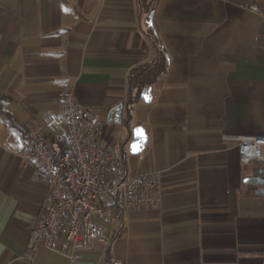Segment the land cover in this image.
<instances>
[{
    "label": "crops",
    "instance_id": "obj_1",
    "mask_svg": "<svg viewBox=\"0 0 264 264\" xmlns=\"http://www.w3.org/2000/svg\"><path fill=\"white\" fill-rule=\"evenodd\" d=\"M249 5L264 0H158L149 24L141 0H0V264H264V196L243 183L237 140L264 136V19ZM156 43L165 72L129 103ZM68 91L127 174L161 172V201L109 205L94 218L105 240L73 261L43 247L26 257L48 184L17 154ZM118 104L144 128L139 153L106 121Z\"/></svg>",
    "mask_w": 264,
    "mask_h": 264
},
{
    "label": "built area",
    "instance_id": "obj_2",
    "mask_svg": "<svg viewBox=\"0 0 264 264\" xmlns=\"http://www.w3.org/2000/svg\"><path fill=\"white\" fill-rule=\"evenodd\" d=\"M248 10L264 19V9L249 5ZM88 115L73 92H66L63 112L42 113L17 154L48 184L26 257L43 247L73 261L105 240L104 228L94 218L111 217L109 205L156 209L160 204L161 172L127 174L122 159L101 142L96 116ZM237 140L240 160L248 165L256 161L264 169V136Z\"/></svg>",
    "mask_w": 264,
    "mask_h": 264
},
{
    "label": "water",
    "instance_id": "obj_3",
    "mask_svg": "<svg viewBox=\"0 0 264 264\" xmlns=\"http://www.w3.org/2000/svg\"><path fill=\"white\" fill-rule=\"evenodd\" d=\"M153 13L149 14V24H151ZM141 97L144 101H148L150 98V88L143 89ZM122 105L118 104L111 108L106 117V121L110 124L116 123L121 125L122 121ZM130 114L126 112V117L124 119L123 125L126 131V138L124 140V145L128 146V150L131 154H136L142 151L146 145L147 136L144 128L140 125L129 127ZM135 148V150H134ZM243 183L256 188L255 194L258 196H264V169L260 166H255L253 164L249 165L246 169V173L243 178Z\"/></svg>",
    "mask_w": 264,
    "mask_h": 264
},
{
    "label": "trees",
    "instance_id": "obj_4",
    "mask_svg": "<svg viewBox=\"0 0 264 264\" xmlns=\"http://www.w3.org/2000/svg\"><path fill=\"white\" fill-rule=\"evenodd\" d=\"M158 0H141L142 6L147 13L154 10L155 4ZM157 41V40H156ZM158 50V60L154 64L142 67L134 71L129 79V103L135 102V100L140 96L142 90L146 87L152 86L157 79L165 72L166 69V56L161 46H157ZM134 93V94H133ZM2 97L0 95V101Z\"/></svg>",
    "mask_w": 264,
    "mask_h": 264
},
{
    "label": "snow or ice",
    "instance_id": "obj_5",
    "mask_svg": "<svg viewBox=\"0 0 264 264\" xmlns=\"http://www.w3.org/2000/svg\"><path fill=\"white\" fill-rule=\"evenodd\" d=\"M134 150H135V148H134Z\"/></svg>",
    "mask_w": 264,
    "mask_h": 264
},
{
    "label": "rangeland",
    "instance_id": "obj_6",
    "mask_svg": "<svg viewBox=\"0 0 264 264\" xmlns=\"http://www.w3.org/2000/svg\"><path fill=\"white\" fill-rule=\"evenodd\" d=\"M103 224V223H102Z\"/></svg>",
    "mask_w": 264,
    "mask_h": 264
}]
</instances>
